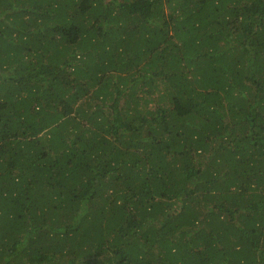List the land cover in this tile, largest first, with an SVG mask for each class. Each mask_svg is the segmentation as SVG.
<instances>
[{
  "label": "trees",
  "instance_id": "trees-1",
  "mask_svg": "<svg viewBox=\"0 0 264 264\" xmlns=\"http://www.w3.org/2000/svg\"><path fill=\"white\" fill-rule=\"evenodd\" d=\"M0 264H264V0H0Z\"/></svg>",
  "mask_w": 264,
  "mask_h": 264
}]
</instances>
